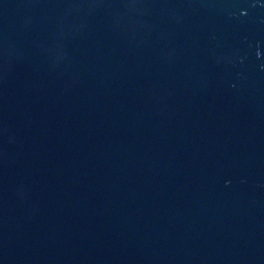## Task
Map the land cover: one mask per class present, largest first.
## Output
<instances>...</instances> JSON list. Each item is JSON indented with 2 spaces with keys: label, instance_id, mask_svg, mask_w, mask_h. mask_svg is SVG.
<instances>
[{
  "label": "water",
  "instance_id": "water-1",
  "mask_svg": "<svg viewBox=\"0 0 264 264\" xmlns=\"http://www.w3.org/2000/svg\"><path fill=\"white\" fill-rule=\"evenodd\" d=\"M0 264H264V0H0Z\"/></svg>",
  "mask_w": 264,
  "mask_h": 264
}]
</instances>
